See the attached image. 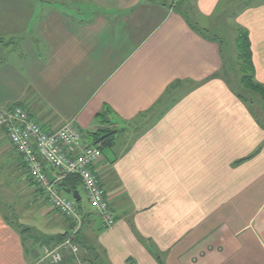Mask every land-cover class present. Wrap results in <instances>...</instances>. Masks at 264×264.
<instances>
[{"label":"crops","instance_id":"0c3cea01","mask_svg":"<svg viewBox=\"0 0 264 264\" xmlns=\"http://www.w3.org/2000/svg\"><path fill=\"white\" fill-rule=\"evenodd\" d=\"M62 1L0 0V109L46 132L72 123L84 146L117 132L113 160L101 151L95 166L114 225L78 206L89 264H264V101L234 78L232 54L245 34L264 87V0ZM24 177L0 131V180ZM30 190L38 224L0 207V264H39L71 231Z\"/></svg>","mask_w":264,"mask_h":264},{"label":"built area","instance_id":"2783aa9c","mask_svg":"<svg viewBox=\"0 0 264 264\" xmlns=\"http://www.w3.org/2000/svg\"><path fill=\"white\" fill-rule=\"evenodd\" d=\"M172 2L176 4L180 0ZM0 131L20 158L35 192L47 202L51 212L73 222V233L80 230L82 219L77 203L57 188L65 176L78 178L89 208L101 219L104 227L109 229L114 225L115 215L110 211L95 175V166L101 159L100 144L84 146L83 134L72 123L46 132L34 122L28 111L17 105L0 109ZM45 166L56 172L52 182L45 174ZM43 250V261L48 264H62L66 250L77 258L84 254L83 251L80 254L79 248L68 238L60 245Z\"/></svg>","mask_w":264,"mask_h":264},{"label":"rangeland","instance_id":"374dc122","mask_svg":"<svg viewBox=\"0 0 264 264\" xmlns=\"http://www.w3.org/2000/svg\"><path fill=\"white\" fill-rule=\"evenodd\" d=\"M40 0H37V3H40L39 2ZM41 1H46V3H49L50 4V6L51 7H55L56 6V4L57 3H54V2H61L60 4L62 5V9L64 10V1H60V0H41ZM42 6H47V5H45V4H41ZM58 5V4H57ZM72 4H69L67 7H68V9L69 8H72V10L71 11H69V12H71V13H74V12H72V11H75V13L77 12L75 9H76V6L75 5H72ZM39 6V5H38ZM233 47V51H232V54H233V57H234V59H233V62H234V66H233V73H234V75H235V77L234 78H239V77H241L242 76V74H241V72H240V68H239V66H238V62H237V57H238V50H237V46H236V44L235 45H233L232 46ZM227 50V49H226ZM225 50V51H226ZM244 74H246V75H250V73L248 72V71H244ZM233 89H236V87H235V85H233ZM242 96V95H241ZM244 97V96H243ZM245 98V97H244ZM252 110H255L256 112H258V110H259V108H261L262 106H260L259 104H250V106H249ZM2 132V131H1ZM3 133V132H2ZM127 134V131H126V133L124 134V135H126ZM4 135V134H3ZM88 136V135H87ZM87 139H89V138H87ZM88 142H90V141H88ZM102 154H105V156L110 160V159H112V155H111V153H112V151L110 150V149H108V148H103L102 150ZM113 160V159H112ZM23 166V165H22ZM23 172H24V181L23 182H20L17 186H15L14 185V183H13V180H4V178H1V180H0V192H1V196H2V198L7 202V204H3L2 202H1V197H0V207L2 208V205H4V206H8V207H10L11 208V212H7V215L9 216V217H11L10 218V220L12 221L13 220V222L14 223H17L18 225H21L23 228H24V225H26V224H30V222L31 223H33V222H38L39 220H37V218L36 217H34V218H31L30 217V215H28V213H29V211H30V208H31V206H30V204H31V196H30V193L28 192V191H31L30 189L32 188V191H36V189L33 187V185H32V183H31V181L29 180V178H28V176H27V173H26V171H25V169H24V167H23ZM28 179V180H27ZM30 188V189H29ZM61 189V188H60ZM78 192H79V195H80V197H81V202H80V205L81 206H85V207H87L86 205V200H85V192L83 191V189L82 188H78ZM68 198H71V196H68V195H66ZM17 199H18V201H17ZM9 208V209H10ZM23 210H28V212H26V211H23ZM6 211V210H5ZM23 211V212H22ZM92 211V210H91ZM54 215H56L57 216V214H54ZM22 216H23V218H22ZM31 218V219H27L26 220V218ZM81 217V216H80ZM81 219H82V217H81ZM36 223L35 224H33L35 227L37 226L36 225ZM38 224V223H37ZM74 224H73V228L71 229V231H70V233L69 234H67V236H66V238L65 239H62V240H60V241H58L56 244H54V245H52V246H42L41 248H40V257H39V259L36 261V263H39V264H48V262H46V261H43V256H44V248H51V247H54L55 245H60L61 243H63L67 238L70 240V242L72 243V244H75L78 248H79V251H80V254H81V252L83 251V249H82V247L86 250L87 248H89V246L88 245H85V244H83L84 246H81L80 245V243H78V240H76V238H77V236L82 232V230H83V221H82V226H81V228H80V230L79 231H77L76 233H73L74 232ZM28 232L29 231H27V232H25V234H27L26 235V237L30 240V238H35L36 237V235L34 234V233H30V234H28ZM79 233V234H78ZM32 242L34 241V240H31ZM39 242V241H38ZM34 245H36V243H33ZM38 244V243H37ZM86 252V251H85ZM64 253H68V254H70L69 253V251H64L63 252V255H64ZM70 256H73L74 257V263L75 264H78V262H81V264H89V263H87V262H84V263H82V261H81V257L82 256H78V258L77 257H75L74 255H72V254H70ZM77 261V263H76V261ZM85 260H90V257L88 258L87 257V259H85ZM43 261V262H42ZM62 262H63V260H62Z\"/></svg>","mask_w":264,"mask_h":264},{"label":"trees","instance_id":"16d2710c","mask_svg":"<svg viewBox=\"0 0 264 264\" xmlns=\"http://www.w3.org/2000/svg\"><path fill=\"white\" fill-rule=\"evenodd\" d=\"M236 46L238 50L237 62L240 68V72L242 76L240 77V83L242 87L247 90L249 93L257 95L258 98L264 101V87L255 83L252 79V63H251V53H250V44L247 36L245 34L239 33L236 39ZM244 71H248L250 75L244 74ZM101 114H97V118H101ZM116 131H112L110 129H98L94 132H89L87 138L90 140V145L95 146L100 144L101 149L110 148L114 142ZM80 187V183L77 177L75 176H65L63 179L57 184V188L62 191V189H67L71 191H78ZM61 188V189H60ZM65 195V194H64ZM80 205V202L77 203V207ZM71 229L73 228V222H71ZM28 229H23L22 232H26ZM79 234V233H78ZM67 236V235H66ZM66 236L61 237L60 240L65 239ZM59 240V241H60ZM57 243V242H56ZM55 243V244H56ZM83 249V255L80 258L82 263L87 262L89 260L87 257H90L89 249ZM86 251V252H85Z\"/></svg>","mask_w":264,"mask_h":264},{"label":"water","instance_id":"95a60500","mask_svg":"<svg viewBox=\"0 0 264 264\" xmlns=\"http://www.w3.org/2000/svg\"><path fill=\"white\" fill-rule=\"evenodd\" d=\"M33 148L36 149V146L33 145ZM46 176L48 177V179L52 182V178L48 175L47 172H45ZM62 192L65 195L71 196V198L76 202L79 203L80 202V196L79 193L77 191H71V190H67V189H62Z\"/></svg>","mask_w":264,"mask_h":264}]
</instances>
